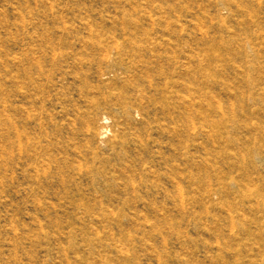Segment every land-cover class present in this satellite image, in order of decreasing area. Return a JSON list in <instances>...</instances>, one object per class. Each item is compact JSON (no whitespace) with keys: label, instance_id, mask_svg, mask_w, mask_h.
<instances>
[{"label":"rangeland","instance_id":"374dc122","mask_svg":"<svg viewBox=\"0 0 264 264\" xmlns=\"http://www.w3.org/2000/svg\"><path fill=\"white\" fill-rule=\"evenodd\" d=\"M0 264H264V0H0Z\"/></svg>","mask_w":264,"mask_h":264},{"label":"bare ground","instance_id":"6f19581e","mask_svg":"<svg viewBox=\"0 0 264 264\" xmlns=\"http://www.w3.org/2000/svg\"><path fill=\"white\" fill-rule=\"evenodd\" d=\"M105 120L106 119H103V122H102L103 124H104ZM104 135H105V133H104L103 129H101V132L99 133V137L101 138V140L104 138Z\"/></svg>","mask_w":264,"mask_h":264}]
</instances>
